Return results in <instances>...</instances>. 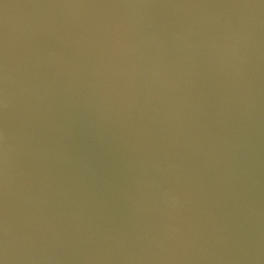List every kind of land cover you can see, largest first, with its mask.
Listing matches in <instances>:
<instances>
[{
    "label": "water",
    "instance_id": "water-1",
    "mask_svg": "<svg viewBox=\"0 0 264 264\" xmlns=\"http://www.w3.org/2000/svg\"><path fill=\"white\" fill-rule=\"evenodd\" d=\"M5 97L7 264H264V0H0Z\"/></svg>",
    "mask_w": 264,
    "mask_h": 264
},
{
    "label": "clouds",
    "instance_id": "clouds-1",
    "mask_svg": "<svg viewBox=\"0 0 264 264\" xmlns=\"http://www.w3.org/2000/svg\"><path fill=\"white\" fill-rule=\"evenodd\" d=\"M2 107L5 108V109L8 107V102H7V98L6 97L2 101ZM0 139H3V137L0 136ZM0 264H7L6 249H5V254L2 257H0Z\"/></svg>",
    "mask_w": 264,
    "mask_h": 264
},
{
    "label": "snow or ice",
    "instance_id": "snow-or-ice-1",
    "mask_svg": "<svg viewBox=\"0 0 264 264\" xmlns=\"http://www.w3.org/2000/svg\"><path fill=\"white\" fill-rule=\"evenodd\" d=\"M0 107H2V101H0Z\"/></svg>",
    "mask_w": 264,
    "mask_h": 264
}]
</instances>
